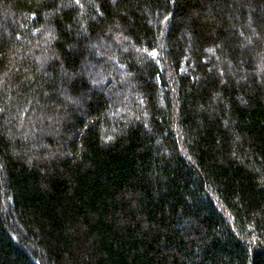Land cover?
<instances>
[{
	"label": "trees",
	"instance_id": "1",
	"mask_svg": "<svg viewBox=\"0 0 264 264\" xmlns=\"http://www.w3.org/2000/svg\"><path fill=\"white\" fill-rule=\"evenodd\" d=\"M0 264H264V0H0Z\"/></svg>",
	"mask_w": 264,
	"mask_h": 264
}]
</instances>
